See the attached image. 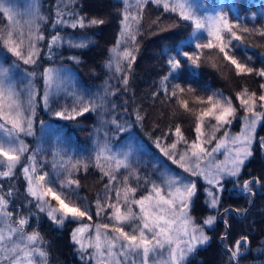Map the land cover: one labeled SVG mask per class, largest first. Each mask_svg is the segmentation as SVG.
Instances as JSON below:
<instances>
[{"label":"snow or ice","instance_id":"6c2138e0","mask_svg":"<svg viewBox=\"0 0 264 264\" xmlns=\"http://www.w3.org/2000/svg\"><path fill=\"white\" fill-rule=\"evenodd\" d=\"M75 2L59 0L52 20L54 28L61 25L84 29L105 23L104 19L89 18L74 11L70 6ZM121 2L122 7L118 10L120 32L115 45L109 49L110 55L105 63V67L120 78L121 87L111 89L106 86L103 96L91 99L68 92L69 96H74L73 104L56 108L53 107L57 103L53 96L60 90L57 82L59 69L44 67L42 72L25 69L27 85L24 89H18L11 76L21 64L39 67L42 55L39 42L46 40L40 31V21L47 22L46 17L39 15L38 9L34 8L30 12L31 19L25 21L28 29L25 37L23 26L14 19L13 10L0 3V14L7 21L6 26L0 28V56L14 58L9 67L0 64V264H48L49 253L39 231H27L30 220L39 214H44L57 227L73 221L79 224L71 233V242L80 253L83 264H190V257L210 244L212 237L208 230H214L221 218L225 231L221 232L219 240L228 256V264H240L248 250L250 239L247 235L225 243L230 237L229 214H243L248 209L222 208V196L226 184L232 182L234 188L248 195V203L252 204L254 201L251 198L256 195L254 186L264 187V176L241 180L246 162L254 155V144L258 143L264 150V137L257 140V127L264 124V83L259 85V94L247 87L236 92L237 108L233 99L220 91H213L203 98L195 95L196 89L191 84L185 87L173 81H179L186 68L195 78L198 76L195 70L202 64L211 62L212 67H217V57H222L231 65L237 76H256L264 80V67L254 68L242 63L235 55L237 45L234 44H243L245 34L256 33L264 37V26L250 29L241 24L239 18L232 19L224 11L200 14L190 0ZM148 3L162 6L164 12L176 14L179 21L191 26L188 38L179 41L173 49L166 50L167 73L160 78L157 90L151 93L152 101L162 94V105L174 100L179 108L190 112L189 100L184 97L191 95L194 103L207 105L195 114L192 140L185 136L181 125L176 124L174 128L169 125L153 141L160 153L182 172L165 169L159 182L149 175L142 176L139 168L133 165L132 151L113 152L107 140L97 142L94 155L89 159L73 161L71 157L64 159L59 149L53 151V157L58 159L52 163V172L45 171L47 161L41 157L43 148L30 149L21 138L35 134L33 126L37 100L58 120L76 121L86 113L104 108L106 97L116 96L121 91L128 92L140 51L137 37L141 34L140 26ZM158 19L153 24H157ZM174 26L162 30L169 31ZM65 43L73 49H84L89 42L64 40L57 32L47 38V57L52 59L53 48ZM185 45L193 50H185ZM68 59L76 64L81 62L76 55ZM248 60L251 61L252 57L249 56ZM37 76L43 80L42 96L33 83ZM54 85L56 92L53 91ZM22 94L26 95V99H21ZM111 107L114 113L117 105L113 103ZM240 111L244 113L240 117L241 131L231 135L227 129ZM124 112L128 113L127 107ZM131 115L135 123L143 127L147 113L139 105L133 108ZM159 118H163V113ZM211 120L215 123L209 131L207 125ZM107 123L113 126L116 133L127 132L130 127L115 115ZM40 124L45 127L43 120ZM158 128L159 124L153 125L150 139ZM221 131L223 135L218 137ZM169 139L171 143H167ZM217 154H222L223 160L217 159ZM91 166L99 170L102 180L107 178L102 193H98L94 201L96 216H106L110 221L96 224L94 235L90 226L82 223L84 219L92 220V206L84 203L86 198L79 196L80 181L75 178L76 173L81 170L87 173ZM17 169L24 181L23 202L19 204H16L19 188L11 184L5 189L3 183L5 180L12 181ZM122 171L124 175L121 176ZM200 180L207 185L204 188L205 204L214 209L215 214L197 221L192 212ZM141 189H146V192L137 198ZM33 207L35 211H31Z\"/></svg>","mask_w":264,"mask_h":264},{"label":"trees","instance_id":"16d2710c","mask_svg":"<svg viewBox=\"0 0 264 264\" xmlns=\"http://www.w3.org/2000/svg\"><path fill=\"white\" fill-rule=\"evenodd\" d=\"M208 1L214 5L217 4V0ZM58 2L59 0L43 1V10L47 20L43 29L46 40L42 42V55L38 61L39 67L33 66L28 70L42 72L44 67H67L74 70L82 85L97 86L106 77L104 64L107 61L109 49L115 45L117 35L120 32L118 10L122 7V4L116 0H78L76 8L81 15H87L89 18H101L105 20V23L87 29H71L61 25L54 28L52 25ZM232 7L236 18H239L240 23L244 26L250 29L264 26V0H232ZM157 19L158 23L153 24V21H157ZM1 21L0 16V23ZM173 25L175 26L171 27L169 31L162 30ZM57 32L61 36L92 33L93 43L84 49H70L65 46L54 47V55L52 59H49L46 55L48 51L47 38ZM140 32L141 34L137 37L140 51L134 64L130 89L125 97V101H127L125 107L128 108L127 118L135 133L149 149H155L153 141L156 136H161L169 125L174 128L176 124H180L185 136L190 140V137H193L192 129L195 125V114L199 113L204 105L194 103L192 96L186 95L184 98L189 100L191 111L185 112L179 108L174 100L170 104L162 105L161 101L164 99L162 94L156 101H152L151 93L157 90L160 78L167 73L166 50L173 49L179 41L188 38L191 26L187 22L179 21L176 14L164 12L163 7L148 3L143 13ZM235 52L242 54L257 53L264 62V37L256 33L245 34L244 43H237ZM73 55L80 57L81 62L79 64L68 59L69 56ZM216 62L217 67L215 68L208 67L206 63L202 64L198 70H195L198 72V76L195 78L190 76L189 70L186 68L179 81L174 80L173 82H180L185 87L191 84L196 89L195 95L203 98H206L208 88L226 92L232 97H235L236 91L241 90L243 87L259 94L261 81L259 77L237 76L234 68L229 64L228 67L227 62L223 61L222 58ZM256 67L260 68V65ZM38 77L33 83L40 96H42L44 90ZM136 105H139L147 113L143 127L136 124L134 117L131 115ZM36 112L33 126L35 134L33 136L39 135L42 128L40 121L43 120L45 124L61 127L67 135H71L81 144H87L88 135L94 123V115L91 112L79 117L76 121H62L47 115L39 99L37 100ZM161 113H163L162 119L159 118ZM154 124H159V128L150 139L149 134L153 133ZM257 133V140L264 137V124L259 126ZM30 143H32L31 140ZM253 148L254 155L246 162L241 180L264 176V157L262 156L264 150L260 149L258 143L254 144ZM75 178L80 181L79 193L86 198L88 205L94 209L97 194L101 192L107 180H102L101 174L92 169H89L87 173L84 171L76 173ZM3 183L5 189L11 184H15L19 188L20 195L17 197L16 204L22 203L24 181L20 172H16V177L12 181L5 180ZM203 186L202 182L198 183V196L192 212L197 220H201L209 214L204 200ZM225 188L222 196V207L231 206L242 210L248 208L250 205L248 195H244L241 191L240 194H235L238 191H235V188L230 189V191H227V187ZM259 190L260 192L256 194L251 209L246 212L244 217H242L244 213L237 215L236 212L230 213L227 217L231 228L229 229V241L225 243L238 238L240 235H247L250 239V245L240 260V264H264V187L260 188L259 186ZM16 204L13 205V209H15ZM29 227L32 230H38L42 236L45 250L49 253L48 261L50 264H83L78 257L75 245L71 242L74 224L67 222L62 227H57L48 218L41 217L39 219L32 218ZM223 231L225 229L222 220H220L214 230L208 231L212 237L210 244L203 246L190 259V264H228V256L219 240V236Z\"/></svg>","mask_w":264,"mask_h":264},{"label":"rangeland","instance_id":"374dc122","mask_svg":"<svg viewBox=\"0 0 264 264\" xmlns=\"http://www.w3.org/2000/svg\"><path fill=\"white\" fill-rule=\"evenodd\" d=\"M43 1L44 0H0V3H3L6 7H9L13 10V12L15 13L14 19L19 21V23L23 26L22 30L24 31V34L26 37L28 29H27V25L25 24V21L31 19L30 12L35 8V9H38L39 15H42L45 17L44 10H43ZM116 1H118L122 4L121 0H116ZM77 3H78V0H76L75 4L70 6L74 11H78L76 8ZM190 3L193 4L195 9L200 14H204L205 12L210 13V14H214L218 11H224V12H227L229 14L230 18L236 19V15H235L234 9L232 7V0H217L216 5L210 3L208 0H190ZM0 16L2 19V21L0 23V28H2V27L6 26L7 21L3 17V14H0ZM66 18H68V17H66ZM45 23H46L45 21H40V31L41 32H43ZM84 29H87V28H84ZM62 37L64 38V40H73V41L84 40L86 42H89L88 46H90L93 43V34L92 33H84V34H79V35H65ZM42 42L43 41L39 42L40 48L42 46ZM237 43L238 42H234V44H236V45H237ZM63 46L70 48V47H68L67 43L63 44ZM185 46L189 49L188 50L187 48H185V50H188V51L193 50L191 46H189V45H185ZM236 48H237V46H236ZM70 49H73V48H70ZM109 55H110V53L108 54V58H109ZM235 55L237 56V58L242 63H248L249 66H251V67L257 68L256 67L257 65L258 66L260 65V68L264 67V62H262L261 56L257 53L252 52V53L242 54L240 52H238V53L235 52ZM249 56L252 57L251 61L248 60ZM108 58H107V60H108ZM221 58L222 57H217L215 59V62ZM13 59L14 58H12L10 55L0 56V64H2L4 67H9V65L11 64ZM224 64H226V63H224ZM206 65L208 67H210V66L212 67L211 62L206 63ZM226 65L229 67L228 64H226ZM31 67H33V66H25V65L21 64L19 69L14 70L11 73L12 79L16 83V86L18 89H24L25 86L27 85V80L24 78V70L31 68ZM54 69H59L57 82L60 85V90L58 91V94L53 96V99H55L57 101V103L53 105L54 108L58 107L59 105H63V104H67L69 106H71L73 104L74 96H69L67 94L68 92H73L77 95H83L85 99H91V98H98L99 96H103L106 86H109L111 89L121 87L120 78L116 77L114 72L109 71L105 67V64H104V70L106 72V77H105L104 81L101 84H99L97 86H93V87H88V86L82 85V83L80 82V80L77 77L74 70H72L70 68L59 67V68H54ZM219 72H220V70H219ZM223 78H225V77L223 76ZM259 79L261 80L260 83H264V80H262L261 78H259ZM40 80L42 82L41 84H42V87L44 90L43 80L42 79H40ZM53 91L56 92L55 85H54ZM213 91H219V90H214V88H208L206 93H207V95H209ZM238 91H240V90H238ZM238 91H236V92H238ZM222 93L224 96L232 98L234 105L237 108H239V102L235 100V97L230 96L226 92H222ZM126 94H127V92L121 91V92H118L116 96L106 97L107 103L105 104L104 108L98 109L96 112H91L94 115V123L91 126V130H90L89 135H88L87 144H81L71 135H67L65 133V130L61 129V127H59L57 125H53V124H45V127L41 128L39 135L22 136L21 138L29 145L30 149L31 148L35 149L37 147L43 148L44 151L41 153V157L47 161V163L45 164L44 170L49 171V172L53 171L52 163H53L54 159H58V158L53 157V155H52L53 151L59 149L61 151V154L63 155L64 159H68L69 157H71L73 161H75L77 159H81V158L89 159V158L93 157V155H94L97 142L104 143L106 140H107V143L112 148L113 152L128 151L130 149L132 151L133 165L135 167L139 168L142 176L143 175H149L151 177V179L159 182L161 172H163L165 169H169L174 173L182 172V170L179 169L176 165L172 164L171 161L167 159V157H164L160 153L159 149H157L156 147L154 150L149 149L140 140L138 135L133 130L132 125L129 122L126 113L124 112ZM21 99L22 100L26 99V95L22 94ZM113 103L117 105V108H116L114 113H113L112 107H111V105ZM38 105H39V103H38ZM206 106L207 105H204V107H206ZM204 107H201V109ZM45 113L47 115H49L50 117L55 118L52 115H50L49 112L45 111ZM113 115L117 116L121 120L122 123L126 121L127 125H130L127 132L116 133L113 130V126L110 125L109 123H107V121H109ZM243 115H244L243 111H240L238 113L237 118L233 121L232 125L227 129L231 135H236V134L240 133L241 127H242L240 117H242ZM55 119H57V118H55ZM214 123H215L214 120H211L208 123L207 129L209 131L211 130V125ZM259 126L260 125H258V127H257V131H258ZM106 132L108 134L107 137L105 136ZM222 135H223V131H221L220 133L217 134L218 137L222 136ZM193 138H194V133H193V137H190V140H192ZM30 140L32 143H30ZM167 143H171V139H169L167 141ZM154 146H155V144H154ZM262 156L264 157L263 151H262ZM216 158L223 160L224 157L222 154H217ZM89 169H92V170L99 172V170L96 169L94 166H91ZM81 171H83V170H81ZM17 172H19V169H17ZM122 175H124L123 171L121 172V176ZM184 175H187V174H184ZM105 179L107 180V178H105ZM199 182H202V184L204 185L203 186V192H204V188L207 187V185L204 184V182L202 180H200ZM132 183H133V186H135V181H133ZM226 187L228 188L227 191H230V189L231 190L234 189L232 182L227 183ZM102 190L100 193H102ZM234 190L235 191L238 190L235 194H240L239 188H235ZM145 192H146V189H141L137 193V198L141 195H144ZM241 193H243V192H241ZM79 196L83 197L80 193H79ZM253 198H255V196ZM204 200H205V198H204ZM84 203L88 204L86 202V200H84ZM252 204H250L248 206V208H249V209L247 208L248 211L251 209ZM206 207H207V205H206ZM207 209L209 212V214H207V215L215 214L214 209H210L208 207H207ZM136 210L138 211V209H136ZM31 211H35V208L33 207L31 209ZM91 214H92V220L89 221L87 219H84L82 221V223L88 224L90 226V230H91L92 234L94 235L96 224H98V223H110V221H108L106 216L97 217L96 213H95V207H94V209H92ZM207 215H205V216H207ZM41 217L47 218L44 214H39L38 216L33 217V219H39ZM201 220H197V221H201ZM221 220H222V218H221ZM70 223L74 224L73 229H75L76 227L79 226V224L75 221L70 222ZM27 231L31 232L33 230L31 229V227H28ZM85 239H87V234L85 235ZM75 249H76V246H75ZM77 253H78V257L80 258V253L78 251H77ZM192 257H190V259ZM48 264H50L49 261H48Z\"/></svg>","mask_w":264,"mask_h":264},{"label":"flooded vegetation","instance_id":"af4514ba","mask_svg":"<svg viewBox=\"0 0 264 264\" xmlns=\"http://www.w3.org/2000/svg\"><path fill=\"white\" fill-rule=\"evenodd\" d=\"M254 190H255V193L258 194V193L260 192V190H259V186H254ZM243 194H244V195H247V194H245V193H243ZM255 196H256V195H255ZM252 200L254 201L255 198L252 197Z\"/></svg>","mask_w":264,"mask_h":264},{"label":"water","instance_id":"95a60500","mask_svg":"<svg viewBox=\"0 0 264 264\" xmlns=\"http://www.w3.org/2000/svg\"><path fill=\"white\" fill-rule=\"evenodd\" d=\"M249 209V208H248ZM237 214V213H236ZM245 214H246V212L242 215V217H244L245 216ZM238 215V214H237Z\"/></svg>","mask_w":264,"mask_h":264}]
</instances>
